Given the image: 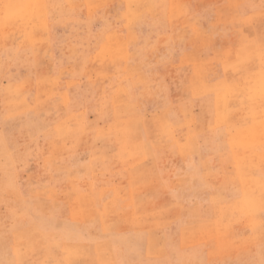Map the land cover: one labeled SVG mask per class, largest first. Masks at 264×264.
Listing matches in <instances>:
<instances>
[{
	"label": "rangeland",
	"instance_id": "obj_1",
	"mask_svg": "<svg viewBox=\"0 0 264 264\" xmlns=\"http://www.w3.org/2000/svg\"><path fill=\"white\" fill-rule=\"evenodd\" d=\"M32 1L0 0V264H264V0Z\"/></svg>",
	"mask_w": 264,
	"mask_h": 264
},
{
	"label": "bare ground",
	"instance_id": "obj_2",
	"mask_svg": "<svg viewBox=\"0 0 264 264\" xmlns=\"http://www.w3.org/2000/svg\"><path fill=\"white\" fill-rule=\"evenodd\" d=\"M33 5V8H35V10H33L32 8L30 9V11H27L24 15L22 14H17V16H15L13 19V21L19 20L22 17H27L29 18L28 21L32 18L33 14L38 13L42 16V20L40 21V23H38V25L40 24V27L42 29H46L47 28V20L45 18V15L43 13V5H44V0H40L39 2H33L31 3ZM216 69V68H214ZM213 69V70H214ZM255 79V78H254ZM256 81V80H255ZM250 83V82H249ZM257 83V82H256ZM227 85V84H226ZM257 95L261 96L264 95V92L262 89H260L259 93H256ZM235 102V101H234ZM244 106V105H243ZM264 124V123H263ZM260 127V126H259ZM230 170V168L228 169ZM256 193V192H255ZM262 196V195H261ZM256 199V198H255ZM42 253V252H41ZM40 256V255H39ZM46 257V256H45ZM44 258V257H43Z\"/></svg>",
	"mask_w": 264,
	"mask_h": 264
},
{
	"label": "snow or ice",
	"instance_id": "obj_3",
	"mask_svg": "<svg viewBox=\"0 0 264 264\" xmlns=\"http://www.w3.org/2000/svg\"><path fill=\"white\" fill-rule=\"evenodd\" d=\"M3 7L7 9V8H10L11 5H7V4H5ZM262 39H264V38H262Z\"/></svg>",
	"mask_w": 264,
	"mask_h": 264
}]
</instances>
